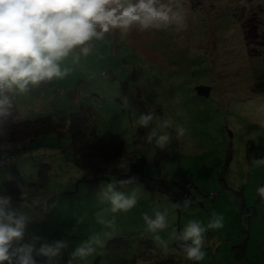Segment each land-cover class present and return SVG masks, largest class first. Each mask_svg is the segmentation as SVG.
I'll list each match as a JSON object with an SVG mask.
<instances>
[{
  "label": "rangeland",
  "instance_id": "obj_1",
  "mask_svg": "<svg viewBox=\"0 0 264 264\" xmlns=\"http://www.w3.org/2000/svg\"><path fill=\"white\" fill-rule=\"evenodd\" d=\"M176 4L185 15L183 28L108 34L95 41L92 53L79 63L71 64L69 58L66 63L73 71L66 78L16 95L21 119L47 115L55 126L67 127L71 111H87L98 133L108 129L122 137L127 150L136 149L145 157L146 174L160 173L176 190L172 198L142 181L118 186L125 194L136 191L137 205L112 213L97 193L114 182V176L90 183L69 157V135L58 136L52 129L40 133L30 148L15 156L27 195L13 203L22 204L33 218L30 233L48 242L68 241L62 264H151L158 253L143 245L145 238L179 255L182 264H264V199L257 193L264 186V165L252 162L264 157V127L259 123L264 120V0ZM249 19L262 27L245 43L242 28ZM245 32L250 34V28ZM197 85L207 87V94H199ZM149 111L157 117L152 126L170 121L164 131L178 141L175 146L170 139L158 162L153 144L135 148L132 142L135 122ZM179 126L186 129L182 136L176 133ZM8 176L7 165L0 164V194L11 195L4 186ZM188 181L199 190L186 188ZM186 198L193 201L190 208L173 207ZM156 211H167L168 226L154 233L143 215L154 216ZM213 212L223 216V228L207 227ZM98 214L115 216V229L98 223ZM190 220L207 229L202 249L206 255L186 263L173 241ZM97 233L105 243H113L87 258L71 257L80 242ZM245 233L246 255L245 249L240 251L250 263L238 258L232 244L235 239L241 242ZM42 258L36 257L37 264Z\"/></svg>",
  "mask_w": 264,
  "mask_h": 264
},
{
  "label": "clouds",
  "instance_id": "obj_2",
  "mask_svg": "<svg viewBox=\"0 0 264 264\" xmlns=\"http://www.w3.org/2000/svg\"><path fill=\"white\" fill-rule=\"evenodd\" d=\"M184 26L185 15L176 0H0V118L11 115L16 95L28 94L42 84L66 78L73 71L66 63L69 58L71 64L79 63L82 56L92 53L94 42L104 40L106 35ZM156 119V114L149 111L141 113L135 123L149 129L144 136L148 144L164 149L171 139L164 131L171 126L170 121L152 126ZM259 123L264 127V120ZM185 131L182 126L176 128L178 136ZM252 162L264 165V157L254 158ZM118 167L126 173L130 170V164L123 159ZM133 183H137L135 176L108 182L97 197L110 204L112 213L127 212L137 205L136 191L125 194L118 186ZM257 193L264 199V186L258 187ZM192 203V199L186 198L173 203V207L187 210ZM167 215V211H156L154 216L145 213L143 220L148 230L155 233L168 226ZM223 221L222 215L213 212L207 227L223 228ZM97 222L113 230L116 227L115 216L105 219L98 214ZM31 223L33 218L18 204L14 206L11 195L0 194V264H37L36 257L47 258V264H58L69 247L68 241L48 242L28 231ZM206 230L200 221L190 220L179 231L176 239L188 260L204 259ZM104 244L97 233L80 242L70 255L84 259Z\"/></svg>",
  "mask_w": 264,
  "mask_h": 264
},
{
  "label": "trees",
  "instance_id": "obj_3",
  "mask_svg": "<svg viewBox=\"0 0 264 264\" xmlns=\"http://www.w3.org/2000/svg\"><path fill=\"white\" fill-rule=\"evenodd\" d=\"M249 21L248 25L245 24L244 26L250 28V34H245L246 27L244 29L242 28L244 31L243 40L245 43L248 36L253 38L257 36V27H262L261 24H259L260 22L253 24L251 19H249ZM62 92L63 90H59V93ZM16 98L15 96L13 99L11 115L6 118H0V157L5 159L4 164L7 165L9 170V176L4 179V186L10 194H13V200L22 195L25 189V181L15 164V156L25 149L30 148L33 140L37 138V135L48 129H52L58 136L63 133L69 135V157L82 169L83 178L90 183H96L98 179L108 178L110 176H114L115 181L135 176L137 177V181L144 182L149 189L166 192L170 194L172 198L177 196L176 190L166 183L168 180L162 177L160 173L157 175H148L144 172L145 157L137 154L136 149L132 151L127 150L122 137L108 129L98 133L87 111H71L68 114L66 122L67 127L55 126L56 124H54L47 115L35 119L19 118ZM148 130L149 129L137 126L136 131L132 134V142L135 148L147 143L144 136L147 134ZM171 143L177 145L178 141L176 137L172 136ZM153 145L155 147V160L158 162L159 158L165 154L166 149H159L154 143ZM121 159L130 164L128 173H126L125 169L118 167ZM179 186L184 187L182 184H179ZM185 187H193L199 190V188L190 181L186 182ZM183 190L182 193H185L186 190ZM207 192L208 191L205 193L206 196H208ZM242 204L245 205L244 202ZM246 219L244 225L246 227L245 231L247 232ZM246 238L247 233L244 234L241 242L239 241L233 244L237 254H240L239 256L243 255L241 251L245 249ZM119 240L120 242H118V240L116 242L119 244L115 243L117 246H120L121 239ZM111 242L113 243L112 239L107 240L104 246H108ZM144 243H146V245L143 244L144 246L154 248L158 253V256H156L151 264H182L180 256L167 250L163 245L157 246L150 238H145ZM173 245L184 252L180 247L179 241H173ZM42 260L44 262L41 260L38 262L47 264V258L44 257ZM189 262H191V260H188L186 257V263ZM58 264H62L60 259Z\"/></svg>",
  "mask_w": 264,
  "mask_h": 264
},
{
  "label": "crops",
  "instance_id": "obj_4",
  "mask_svg": "<svg viewBox=\"0 0 264 264\" xmlns=\"http://www.w3.org/2000/svg\"><path fill=\"white\" fill-rule=\"evenodd\" d=\"M20 171V170H19ZM21 173V172H20ZM12 196H13V194H11ZM13 198V197H12ZM41 204V203H40ZM22 204H20V206H21ZM23 207V210H25V211H27L28 212V210H26L25 209V207L24 206H22ZM236 242H238L236 239L235 240H233V243L232 244H236ZM246 244H247V240H246V243H245V255H246ZM181 253L184 255L185 253L184 252H182L181 251ZM181 255V254H180ZM245 255L243 256V255H241V256H239L238 258H240V259H242L243 257H245ZM182 256V255H181ZM246 258V257H245ZM239 259V260H240ZM247 259V261H248V258H246ZM249 262V261H248ZM250 263V262H249ZM38 264H39V262H38Z\"/></svg>",
  "mask_w": 264,
  "mask_h": 264
},
{
  "label": "water",
  "instance_id": "obj_5",
  "mask_svg": "<svg viewBox=\"0 0 264 264\" xmlns=\"http://www.w3.org/2000/svg\"><path fill=\"white\" fill-rule=\"evenodd\" d=\"M196 90L199 94H207V87L203 86V85H197L196 86Z\"/></svg>",
  "mask_w": 264,
  "mask_h": 264
},
{
  "label": "built area",
  "instance_id": "obj_6",
  "mask_svg": "<svg viewBox=\"0 0 264 264\" xmlns=\"http://www.w3.org/2000/svg\"><path fill=\"white\" fill-rule=\"evenodd\" d=\"M4 160L5 159L3 157H0V164H4V162H5ZM184 195H187V192H185ZM211 195H213V193Z\"/></svg>",
  "mask_w": 264,
  "mask_h": 264
}]
</instances>
